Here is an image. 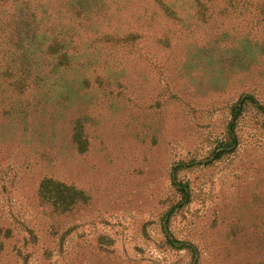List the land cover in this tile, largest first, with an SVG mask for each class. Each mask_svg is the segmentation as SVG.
<instances>
[{"label":"rangeland","instance_id":"374dc122","mask_svg":"<svg viewBox=\"0 0 264 264\" xmlns=\"http://www.w3.org/2000/svg\"><path fill=\"white\" fill-rule=\"evenodd\" d=\"M198 2L0 0V264H264V16Z\"/></svg>","mask_w":264,"mask_h":264},{"label":"trees","instance_id":"16d2710c","mask_svg":"<svg viewBox=\"0 0 264 264\" xmlns=\"http://www.w3.org/2000/svg\"><path fill=\"white\" fill-rule=\"evenodd\" d=\"M197 6H198V0H196ZM223 3L224 6H222L219 11V14H227L231 18H237L238 16L245 17L244 15H250V14H262L264 16V0H214V7H217V5ZM200 4V3H199ZM200 11H203L202 4H200L199 7ZM233 141H235L233 139ZM53 184L56 182L53 181ZM61 190L64 191L68 189L65 188L63 185L57 184ZM42 188V186H41ZM180 193L186 194L187 189L185 186H181ZM62 206L64 210L67 209L69 203H63Z\"/></svg>","mask_w":264,"mask_h":264}]
</instances>
